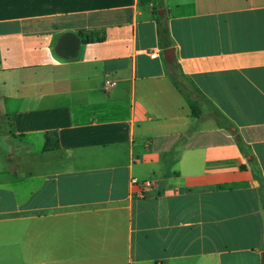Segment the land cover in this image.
<instances>
[{
  "label": "crops",
  "instance_id": "1",
  "mask_svg": "<svg viewBox=\"0 0 264 264\" xmlns=\"http://www.w3.org/2000/svg\"><path fill=\"white\" fill-rule=\"evenodd\" d=\"M157 6L0 0V264H264V0Z\"/></svg>",
  "mask_w": 264,
  "mask_h": 264
},
{
  "label": "trees",
  "instance_id": "2",
  "mask_svg": "<svg viewBox=\"0 0 264 264\" xmlns=\"http://www.w3.org/2000/svg\"><path fill=\"white\" fill-rule=\"evenodd\" d=\"M157 14V13H156ZM160 38L163 40L167 34V27L164 23H162L160 21ZM100 33H97V32H94V33H88L87 34V39L86 41L87 42H94L95 40H104L105 39V36L104 35H101V36H98L97 38H94L93 35H99ZM172 81L174 83V85L183 93H185L187 96H188V99L190 101V105L192 108H195V99L199 98L200 95L203 96L202 93H200V91H195V92H187L185 91L181 85H180V81L178 79V77L176 76H172ZM59 147V137H58V134L57 132L55 131H48L46 132L45 134V144H44V150L45 151H51V150H55Z\"/></svg>",
  "mask_w": 264,
  "mask_h": 264
},
{
  "label": "water",
  "instance_id": "3",
  "mask_svg": "<svg viewBox=\"0 0 264 264\" xmlns=\"http://www.w3.org/2000/svg\"><path fill=\"white\" fill-rule=\"evenodd\" d=\"M80 42V37L76 33H64L59 38L55 51L58 55L65 58L76 56L79 51ZM163 53L168 62H171L175 58L173 47L165 48Z\"/></svg>",
  "mask_w": 264,
  "mask_h": 264
},
{
  "label": "built area",
  "instance_id": "4",
  "mask_svg": "<svg viewBox=\"0 0 264 264\" xmlns=\"http://www.w3.org/2000/svg\"><path fill=\"white\" fill-rule=\"evenodd\" d=\"M158 54L157 50H154L153 52H151V56L152 57H156ZM107 85H116L117 81H107L106 82ZM131 184L133 186H136L139 189V193L144 196L146 191H149L152 189V187L154 186V180L153 179H139L137 177H132L131 178Z\"/></svg>",
  "mask_w": 264,
  "mask_h": 264
},
{
  "label": "rangeland",
  "instance_id": "5",
  "mask_svg": "<svg viewBox=\"0 0 264 264\" xmlns=\"http://www.w3.org/2000/svg\"><path fill=\"white\" fill-rule=\"evenodd\" d=\"M170 0H158V6H157V8L159 7V6H161V8H158V12L160 13V11L164 8L163 7V3H167V2H169ZM157 12V11H156Z\"/></svg>",
  "mask_w": 264,
  "mask_h": 264
}]
</instances>
